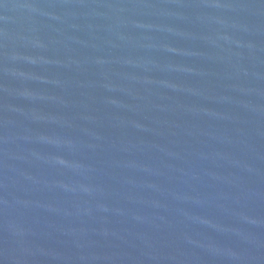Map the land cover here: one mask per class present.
Masks as SVG:
<instances>
[{
	"label": "water",
	"instance_id": "95a60500",
	"mask_svg": "<svg viewBox=\"0 0 264 264\" xmlns=\"http://www.w3.org/2000/svg\"><path fill=\"white\" fill-rule=\"evenodd\" d=\"M0 264H264V0H0Z\"/></svg>",
	"mask_w": 264,
	"mask_h": 264
}]
</instances>
